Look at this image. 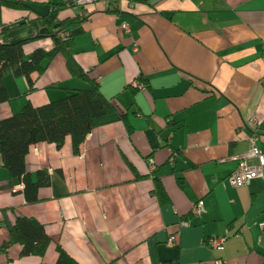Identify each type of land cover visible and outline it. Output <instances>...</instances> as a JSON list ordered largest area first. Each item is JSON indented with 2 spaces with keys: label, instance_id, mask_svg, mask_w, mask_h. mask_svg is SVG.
Here are the masks:
<instances>
[{
  "label": "crops",
  "instance_id": "obj_1",
  "mask_svg": "<svg viewBox=\"0 0 264 264\" xmlns=\"http://www.w3.org/2000/svg\"><path fill=\"white\" fill-rule=\"evenodd\" d=\"M22 1L31 13L0 10V32L3 24L23 23L10 32L13 42L30 39L25 20L46 16L49 3L60 0ZM91 11L71 29L76 59L131 114L134 136L115 114L97 121L80 154L71 138L62 149L32 147L28 171L52 175L33 205L0 156V264H56L58 246L80 264H264V179L243 188L229 183L232 157L254 164L248 152H264V0H99ZM52 45L30 42L26 56ZM52 84L87 85L70 75L61 55L33 92L25 78L6 76L9 101L0 104V120L27 101L59 99L63 92ZM151 166L169 205L153 193ZM18 216L45 224L52 243L43 259L9 247ZM221 237L228 238L223 250L208 245Z\"/></svg>",
  "mask_w": 264,
  "mask_h": 264
},
{
  "label": "trees",
  "instance_id": "obj_2",
  "mask_svg": "<svg viewBox=\"0 0 264 264\" xmlns=\"http://www.w3.org/2000/svg\"><path fill=\"white\" fill-rule=\"evenodd\" d=\"M98 2L99 0L87 4H80L78 0L50 2V10L46 16H35L25 20L24 24L32 27L33 35L30 39L13 42L10 38V32L23 23L3 24L1 27L0 104L9 101L4 86L6 76L25 78L29 85V93L33 92L37 89L38 80L59 55L65 58L70 75L87 84L75 88H68L63 84H52L50 87L62 90L65 95L41 106H34L27 101L19 112L0 120L2 165L12 178L21 181L22 193L28 205L39 202L40 190L52 185L49 169H40L35 178L28 171L27 157L32 147L40 143H50L62 149L67 139L71 138L74 152L80 154L82 146L94 131L97 121L115 114L122 118L130 139L134 136L131 114L120 111L115 101L104 95L99 81L91 77L90 71L82 68L73 50L72 27L89 20L92 15L91 7H97ZM3 8L32 12L27 2L22 0H0V10ZM69 10H76V13L62 18L61 13ZM45 39L53 42L51 49H36L31 55L26 56V45ZM172 123L173 121L170 120L169 124L172 125ZM158 171L156 168L151 172L155 182L153 193L160 205L166 206L171 204L172 200ZM183 180V177L178 178L180 186L183 185ZM183 219L188 220L190 216L188 215L187 218L185 215ZM51 243L52 239L46 231L45 224L35 217H16L10 230L9 247L19 245L22 257L34 256L43 259ZM57 250L56 264H80L61 246H58Z\"/></svg>",
  "mask_w": 264,
  "mask_h": 264
},
{
  "label": "built area",
  "instance_id": "obj_3",
  "mask_svg": "<svg viewBox=\"0 0 264 264\" xmlns=\"http://www.w3.org/2000/svg\"><path fill=\"white\" fill-rule=\"evenodd\" d=\"M92 1H96V0H78L80 4H87ZM128 29H129L128 25L124 24L123 30L129 31ZM89 136H92V134H90ZM247 157L256 159L257 163L249 164L246 161L241 162L242 160H240V157L238 156L232 157V161L237 163V167L229 177V183L231 186L235 188H242L249 185L254 180L264 179V152L261 151L259 148L255 147L248 152ZM151 167L152 170L155 169L154 166ZM21 189H23L22 185H21ZM201 211L202 208L199 206L198 207L196 206L194 209L195 214H200ZM227 241L228 238H222V237L211 238L209 240L211 247L216 250H223L224 245L226 244ZM177 242H178V237L176 234L175 236L170 238L168 244L172 247H175L177 245ZM219 264H228V263L223 262Z\"/></svg>",
  "mask_w": 264,
  "mask_h": 264
},
{
  "label": "rangeland",
  "instance_id": "obj_4",
  "mask_svg": "<svg viewBox=\"0 0 264 264\" xmlns=\"http://www.w3.org/2000/svg\"><path fill=\"white\" fill-rule=\"evenodd\" d=\"M61 95H62V97H63V96L65 95L64 92H63L62 94L60 93V96H61ZM60 96H59V97H60Z\"/></svg>",
  "mask_w": 264,
  "mask_h": 264
}]
</instances>
